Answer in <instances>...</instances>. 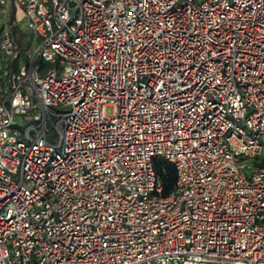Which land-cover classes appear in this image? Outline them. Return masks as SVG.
<instances>
[{
    "label": "built area",
    "instance_id": "1",
    "mask_svg": "<svg viewBox=\"0 0 264 264\" xmlns=\"http://www.w3.org/2000/svg\"><path fill=\"white\" fill-rule=\"evenodd\" d=\"M263 138L264 0H0V264H264Z\"/></svg>",
    "mask_w": 264,
    "mask_h": 264
},
{
    "label": "rangeland",
    "instance_id": "2",
    "mask_svg": "<svg viewBox=\"0 0 264 264\" xmlns=\"http://www.w3.org/2000/svg\"><path fill=\"white\" fill-rule=\"evenodd\" d=\"M25 39H28V35L26 34H23ZM26 60V59H25ZM43 67H42V70L40 71V75L42 76L46 71H48L49 69L52 68V64L50 63H46L44 62L43 63ZM50 109H51V112L52 113H55V114H61V113H66L70 110V106L69 105H58V106H50ZM114 107L112 106H107L105 109H104V114L106 117H112L113 114H114ZM38 113V110H34V111H30L28 113V120L25 121V123L23 124V126L21 127L22 129L32 123H34V115H36ZM54 115H52V119H53ZM46 128H47V138L49 141H53L55 142V138H56V131L54 129V125L53 123L51 122L50 118L47 116L46 117ZM261 144L263 145V148H264V138L261 140ZM263 163H264V151H263V155L261 157Z\"/></svg>",
    "mask_w": 264,
    "mask_h": 264
},
{
    "label": "trees",
    "instance_id": "3",
    "mask_svg": "<svg viewBox=\"0 0 264 264\" xmlns=\"http://www.w3.org/2000/svg\"><path fill=\"white\" fill-rule=\"evenodd\" d=\"M11 31L15 35L17 43L21 47H26L24 35L15 27H12ZM155 170L163 186V195H169L175 183V168L173 164L164 160H158L155 165Z\"/></svg>",
    "mask_w": 264,
    "mask_h": 264
}]
</instances>
